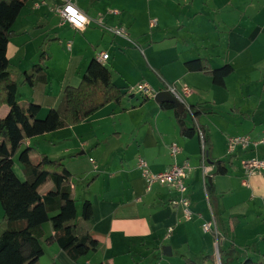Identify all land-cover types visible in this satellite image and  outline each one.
Instances as JSON below:
<instances>
[{
  "label": "crops",
  "instance_id": "0c3cea01",
  "mask_svg": "<svg viewBox=\"0 0 264 264\" xmlns=\"http://www.w3.org/2000/svg\"><path fill=\"white\" fill-rule=\"evenodd\" d=\"M38 1H29L13 27L17 36L10 42L8 58L11 66L18 62L17 82L23 83L24 73L32 69L20 66L28 42L35 39L27 36L33 29L43 33L37 36L39 56L46 42L66 40L71 48L67 47L64 63L44 48L51 57L48 83L20 85L19 101L40 105L39 116H46L59 107L66 87H77L90 62L101 54L109 56L102 63L111 70L114 84L127 93L120 105L107 106L79 126L24 142V148L62 161L74 176L78 217L89 201L93 219L88 228L101 245L100 251L73 262L57 244L47 242L54 232L46 223L40 264L45 258L42 264H186L184 257L197 264H221L219 248L226 252V264L247 259L264 264V171L248 176L243 165L251 157L264 159V144L229 154L231 137L264 140V0H111V4L71 0L91 21L84 31L61 24L56 13L60 0H48L37 8ZM149 10L160 19L144 23L143 14ZM100 16L110 26H124L137 46L98 27L94 21ZM198 58L209 60L214 68L233 67L226 88L217 87L203 73L186 70L185 63ZM139 84L157 93L167 86L180 93L184 87L190 89L185 102L199 107L198 124L207 128L213 145L211 158L225 163L227 175L213 176L215 166L208 160L203 165L201 141L180 135L174 111L162 110L154 98L129 94ZM8 111L3 107L0 117ZM173 144L180 149L176 157L171 153ZM141 157L155 173L176 162L190 165L187 209L171 206L179 195L165 185L147 191L138 167ZM14 171L25 181L18 157ZM208 178L215 187L214 197L207 193ZM43 194L57 196V189L49 184ZM3 216L0 204V235L6 229ZM211 221L217 237L203 229ZM165 246L171 248V257L164 255ZM206 257L212 259L204 261Z\"/></svg>",
  "mask_w": 264,
  "mask_h": 264
},
{
  "label": "trees",
  "instance_id": "16d2710c",
  "mask_svg": "<svg viewBox=\"0 0 264 264\" xmlns=\"http://www.w3.org/2000/svg\"><path fill=\"white\" fill-rule=\"evenodd\" d=\"M29 1L0 0V110L3 107L9 109L5 117H0V204L4 212L3 223L6 225L0 235V264H40L45 253L42 240L46 223L51 224L54 232L47 242L57 244L73 262H78L89 253L101 249L88 228L93 219L92 205L89 201L84 202L79 218L72 187L74 176L62 161L52 160L23 145L29 139L79 126L107 106L120 105L127 93L114 84L111 70L93 59L80 84L66 87L59 107L51 109L44 119H39L42 111L40 105L21 103L20 85L35 87L40 83H48L47 63L51 59L42 45L39 62L30 72L24 73L23 83L19 84L10 71L8 49L12 39L17 36L13 27ZM185 67L188 72L211 77L214 85L220 88H226V78L234 72L231 65L214 68L205 58L188 61ZM188 106L190 110L185 107L184 114H179L174 104H160L162 110L174 111L182 137L203 140L205 156L215 166L213 176L227 175L225 163L211 158L213 145L207 128L198 124L201 116L199 107ZM16 157L23 167L25 181H21L14 171ZM49 184L55 186L57 196L43 194ZM206 188L209 197L216 195L214 184L209 178ZM225 254L219 248L221 264H226ZM206 259L212 258L206 257L204 261ZM183 260L186 264H197L185 257ZM241 264L259 263L247 259Z\"/></svg>",
  "mask_w": 264,
  "mask_h": 264
},
{
  "label": "built area",
  "instance_id": "2783aa9c",
  "mask_svg": "<svg viewBox=\"0 0 264 264\" xmlns=\"http://www.w3.org/2000/svg\"><path fill=\"white\" fill-rule=\"evenodd\" d=\"M61 4L58 5L56 13L59 15L61 24L62 25H70L72 28H74L77 31H84L86 27L90 24V19L71 1V0H60ZM71 5L73 8H75L79 14H82L87 17V23L84 25V30H80L75 26L74 23L71 21L74 19L70 16V14L66 11V8ZM111 14L118 15L117 12H112ZM94 23L100 27L103 31L114 35L116 37H120L123 39H126L130 43L134 44L136 43L131 39L129 32L127 29L122 26H110L106 24L105 19L103 16H100L97 20L94 21ZM156 24V21L152 22V26ZM67 47L71 48V43L67 45ZM109 56L107 54H101L98 57L99 62H104L108 60ZM168 91H170L176 98L181 101L186 108H189L188 104L185 102V96L190 94V89L188 87L183 88V93L178 92L175 88H172L170 86L166 87ZM129 93H137L142 96H145L146 98H155L157 92H154L153 88L146 84H139L137 87L132 88L129 90ZM200 136L202 138V133L199 131ZM202 161L203 165L206 164L207 158L205 156L204 152V144L202 140ZM264 144V140L256 141L252 140L249 136H238V137H231L229 139V154L235 153V151L238 148L245 149V150H256L260 145ZM180 152L179 147L176 144H173L171 147V153L174 157L178 155ZM93 162V160H91ZM243 165L247 171L248 176H254L258 173H261L264 171V159H260L257 157H251L249 159H246L243 161ZM138 167L141 170L142 177L146 182V189L147 191H151L155 185H165L179 195V198L176 200L171 201L172 207H184L188 208L190 205V201L188 198H186L187 192H188V179H189V173L191 171V167L188 163H184L182 165H179L177 162L169 169H167L164 172L155 173L151 169L150 165L144 158L138 159ZM190 214L188 213V219L190 220ZM203 229L206 232H213L216 237L219 235L218 230L215 225V221L204 223ZM218 245V244H217ZM219 255V254H218Z\"/></svg>",
  "mask_w": 264,
  "mask_h": 264
},
{
  "label": "rangeland",
  "instance_id": "374dc122",
  "mask_svg": "<svg viewBox=\"0 0 264 264\" xmlns=\"http://www.w3.org/2000/svg\"><path fill=\"white\" fill-rule=\"evenodd\" d=\"M139 1H141V0H139ZM46 2H48V0H41V1H38V2H36V6L35 7H37V8H39L40 6H44V5H47L46 4ZM111 0H107V4H111ZM154 7H155V9L156 8H158V5L157 4H154ZM36 8V9H37ZM152 10H149V11H147V13H144L143 14V18H144V23H148L149 22V20H153V19H156V17L157 18H159L160 19V15L159 14H157L156 12H151ZM157 15H156V14ZM42 32L41 31H39V29L38 28H36V29H33L32 31H30L28 34H27V36L29 37V38H31L32 39V36L35 38V39H33L32 40V42H28V44H27V46H26V49H25V59H24V61H23V63L21 64V66L20 67H22V68H24V69H31L35 64H37L38 63V58H39V47L40 46H38V45H36V43H37V36H42L43 35V33L41 34ZM57 35L58 34H51V37H57ZM72 41V40H71ZM67 42L68 41H66V40H62V41H60V42H58V43H56V44H52V42H51V45H49L48 44V42H46L47 44L45 45V47L44 48H46V50H47V52L51 55V56H53V58H54V60H56L57 62H59V61H61L62 63H64L65 61V58H66V55L69 53L68 52V48H67ZM74 43V42H73ZM78 47L76 46V49H77ZM56 64L57 63H51V66L52 67H56ZM16 65H18V62L17 61H13V65L10 67V71L12 72V74H13V77H14V79L16 80V81H19V74H18V70H19V68L18 67H16ZM21 69V68H20ZM29 69V70H30ZM31 71V70H30ZM5 110L6 109H4V111L1 113V115H4V112H5ZM42 117H46L45 115H41V117L39 116V119H44V118H42ZM81 217V212H80V216H79V218ZM46 257H48V255L46 256ZM47 260V258H45V259H42V263H45V261ZM41 263V264H42Z\"/></svg>",
  "mask_w": 264,
  "mask_h": 264
},
{
  "label": "water",
  "instance_id": "95a60500",
  "mask_svg": "<svg viewBox=\"0 0 264 264\" xmlns=\"http://www.w3.org/2000/svg\"><path fill=\"white\" fill-rule=\"evenodd\" d=\"M154 100L159 103H171L174 104L177 108V111L179 114H184L185 112V105L179 101L176 96H174L170 91L165 90V91H161L159 93L156 94ZM163 253L165 256L167 257H171L172 256V250L170 247H163Z\"/></svg>",
  "mask_w": 264,
  "mask_h": 264
},
{
  "label": "clouds",
  "instance_id": "9594fccd",
  "mask_svg": "<svg viewBox=\"0 0 264 264\" xmlns=\"http://www.w3.org/2000/svg\"><path fill=\"white\" fill-rule=\"evenodd\" d=\"M66 11L70 14L71 17L74 18L71 22L74 23L75 26L80 30H84V25L87 23V17L79 14L78 11L71 5L66 8Z\"/></svg>",
  "mask_w": 264,
  "mask_h": 264
}]
</instances>
